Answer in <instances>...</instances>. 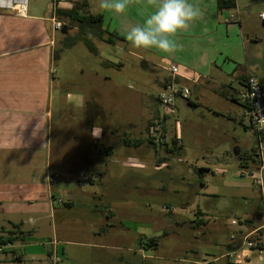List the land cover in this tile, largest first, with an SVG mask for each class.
Returning <instances> with one entry per match:
<instances>
[{
  "label": "crops",
  "instance_id": "1",
  "mask_svg": "<svg viewBox=\"0 0 264 264\" xmlns=\"http://www.w3.org/2000/svg\"><path fill=\"white\" fill-rule=\"evenodd\" d=\"M191 2L199 5L203 16L189 30L177 34L175 39L182 49L171 54L135 49L126 40L127 30L142 24L153 10L149 8L142 16L139 4L120 16L95 10L98 0H28L25 16L0 10V238L27 233L24 244L1 247L0 264H49L54 256L60 259L56 264H142L152 257L142 244L143 239L148 236L154 243L166 233L157 226L151 227L149 234L148 182L155 179L159 184L157 190H162L170 168L168 158L173 163L179 161L176 157L181 151L172 148L170 141L167 147H156L148 140V129L161 113L156 98L154 105L145 103L149 112L147 136L138 138L131 133L136 127L133 121H128V132L117 135L120 124L109 119L98 95L86 103V108L89 117L99 122L97 129L91 128V140L102 142L100 151H63L59 162L53 160L52 120L55 101L61 99L55 89L53 53L64 36L61 33L58 39L51 21L56 18L77 32L73 24L57 18L55 12L84 4L86 13L100 15L102 28L123 42L107 44L95 40L111 47L115 57L121 52L124 59L137 60L143 69L162 72L160 89L170 80L169 67L175 65L178 69L175 82L189 89L191 95L201 90L226 95L223 89L238 84L231 95L238 98L246 78L255 76L253 63H264V25L259 19L264 0H233L234 7L230 10H219L217 0ZM103 51L110 52L102 49L98 57ZM123 60L118 59L117 66ZM98 65L112 67L107 62ZM189 104L190 97L186 101L177 99L174 115L178 105ZM167 119L163 122L166 134L180 140L178 131L173 130L172 134L169 131ZM173 122L175 129L178 124ZM116 140L120 142L117 148ZM253 147L254 143L252 150ZM245 166L251 167V171L254 167L250 163ZM203 167L195 164L189 171L205 191ZM81 173L92 180L83 183L78 176ZM114 201L124 205V211L134 206L136 213L129 210L126 219L123 218L125 223L134 222L133 238L126 234L133 227L122 226L120 219L117 222ZM259 213L257 210L251 224L239 221V238L233 240L225 254L205 264H215L235 254L239 256L234 264H264V252L244 251L242 256L241 247L242 237L262 224ZM254 253L258 257L251 262Z\"/></svg>",
  "mask_w": 264,
  "mask_h": 264
},
{
  "label": "rangeland",
  "instance_id": "2",
  "mask_svg": "<svg viewBox=\"0 0 264 264\" xmlns=\"http://www.w3.org/2000/svg\"><path fill=\"white\" fill-rule=\"evenodd\" d=\"M3 4L7 3L0 2ZM68 31L70 35L75 33L72 26ZM58 32L60 40L61 32ZM91 43L97 51L107 48L110 52L103 51L98 57L78 42L60 52L55 62V89L61 99L55 101L52 150L53 160L58 162L63 151H100L102 148L101 141L91 140V128L99 124L87 112L86 103L92 98L99 95L109 119H116L120 124L117 135L128 132V121H133L136 126L131 132L133 137L145 138L149 116L145 103L154 105L162 91L158 86L162 72L143 69L140 62L130 57L124 59L121 52L115 57L111 47L95 39ZM59 46L60 43L56 49ZM118 59L121 62L124 59L121 66H117ZM100 62H107L112 67L102 68L98 65ZM253 67V74L264 85V63H253ZM236 85L226 91L223 89L226 97L219 91L201 90L196 94L192 87L194 93L189 95V106L178 105L175 115L167 119L171 134L173 130L180 134V147L175 150L181 152L175 163L168 158L170 168L162 190H157L159 184L155 179H149L146 199L149 234L151 227L158 226L166 235L154 243L148 236L143 239L142 244L152 257L142 264H205L209 259L225 254L233 239L239 238L238 226L231 225L232 221L251 224L257 210L260 211L261 197L250 177L251 167L240 165L242 156L252 154L254 140L246 133L247 121L242 115V105L238 99H230ZM173 121L178 124L175 129ZM118 146L120 142L116 140L114 147ZM195 164L204 166L205 191L189 171ZM153 165H149L152 170ZM114 202L117 222L120 219L122 226H132L133 230L130 227L131 231L126 234L133 238L134 222L125 223L123 218L126 219L129 210L131 214L136 213L134 206L126 207L127 211H124V205ZM166 217L173 222L166 221ZM238 256L235 254L215 264H226L227 261L234 264ZM257 257L254 253L250 261L255 262Z\"/></svg>",
  "mask_w": 264,
  "mask_h": 264
},
{
  "label": "built area",
  "instance_id": "3",
  "mask_svg": "<svg viewBox=\"0 0 264 264\" xmlns=\"http://www.w3.org/2000/svg\"><path fill=\"white\" fill-rule=\"evenodd\" d=\"M10 3V4H9ZM28 0H9L7 4L0 5L1 11H13L19 16H25ZM259 19L264 25V11L259 14ZM53 32L61 31L66 26L62 21L53 18L51 21ZM170 80L165 83L162 91L157 95L156 99L160 106V117L156 119L148 129L149 142L160 147L168 144L171 139L165 132L163 125L164 119L170 118L175 112V102L177 99L188 100L190 91L187 88L180 87L175 82L178 75V69L175 65H171L168 69ZM239 101L243 105V117L247 121L245 127L246 133L254 140V157L256 164L250 172L253 184L258 188L260 195L261 209L260 217L262 224L252 233L244 235L241 239V247L244 251L258 253L264 252V86L259 83L255 76H248L245 81V87L238 94ZM177 126V124H175ZM179 138L174 137L176 148L180 147ZM243 175V174H242ZM245 175V173H244ZM79 179L89 183L92 179L79 174ZM239 222L232 221L231 225L239 226ZM233 238V237H232ZM234 240V239H233ZM2 249L0 248V252ZM246 256H244L245 258ZM59 257L54 256L49 259V264L59 262Z\"/></svg>",
  "mask_w": 264,
  "mask_h": 264
},
{
  "label": "clouds",
  "instance_id": "4",
  "mask_svg": "<svg viewBox=\"0 0 264 264\" xmlns=\"http://www.w3.org/2000/svg\"><path fill=\"white\" fill-rule=\"evenodd\" d=\"M134 4L141 5L139 12L142 16L149 8L153 9L142 24H135L126 32V40L135 49L175 53L182 49L175 39L177 34L189 30L203 16L199 5L191 0H98L95 10L120 16Z\"/></svg>",
  "mask_w": 264,
  "mask_h": 264
},
{
  "label": "trees",
  "instance_id": "5",
  "mask_svg": "<svg viewBox=\"0 0 264 264\" xmlns=\"http://www.w3.org/2000/svg\"><path fill=\"white\" fill-rule=\"evenodd\" d=\"M217 7L219 8V10L221 9L230 10L234 7V2L233 0H217ZM84 8L85 5L81 4L79 7L77 8L73 7L69 11L56 10L55 12L56 17L59 19L67 20L69 23L73 24L76 27L77 32H75L73 35H70L68 32V27L64 26L61 29L60 32L63 34L64 37L60 41V46H59L60 48L55 49L53 53L54 61L58 59L60 52L73 47L78 42L82 43L83 46L87 49V51L95 56L98 55V51L96 47H94L93 44L91 43L92 39L102 40L107 44H114L115 41L123 42L122 39L118 38L114 34L108 33L106 30L102 28V17L100 15H90L85 12ZM222 96L226 97V95L224 94H222ZM232 98L233 97L230 96V99ZM235 99L239 100V98H235ZM170 142L172 148L174 147V149H176L174 138H171ZM162 146L167 147L168 145L164 144L161 145L160 147ZM248 162H250L252 166H255L256 164L254 157V149L252 150V154L250 156L248 155L242 156L240 165L245 166L247 165ZM26 234L27 233H20L19 236H15V237H11L13 235L11 234L8 238L5 239L0 238V248L5 247L7 245H13L14 243L24 244V239L27 236Z\"/></svg>",
  "mask_w": 264,
  "mask_h": 264
},
{
  "label": "bare ground",
  "instance_id": "6",
  "mask_svg": "<svg viewBox=\"0 0 264 264\" xmlns=\"http://www.w3.org/2000/svg\"><path fill=\"white\" fill-rule=\"evenodd\" d=\"M0 1L8 2L9 0H0ZM9 4H10V3H9Z\"/></svg>",
  "mask_w": 264,
  "mask_h": 264
}]
</instances>
